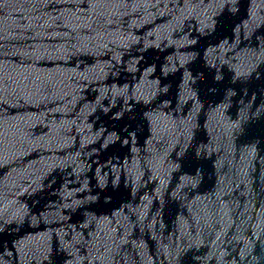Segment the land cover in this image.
Segmentation results:
<instances>
[{"label":"water","instance_id":"95a60500","mask_svg":"<svg viewBox=\"0 0 264 264\" xmlns=\"http://www.w3.org/2000/svg\"><path fill=\"white\" fill-rule=\"evenodd\" d=\"M0 264H264V0H0Z\"/></svg>","mask_w":264,"mask_h":264}]
</instances>
